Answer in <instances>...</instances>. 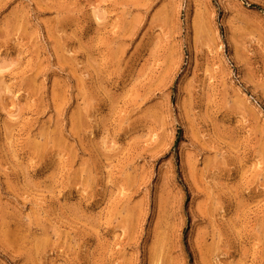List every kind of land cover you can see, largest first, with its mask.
Segmentation results:
<instances>
[{
	"label": "rangeland",
	"instance_id": "1",
	"mask_svg": "<svg viewBox=\"0 0 264 264\" xmlns=\"http://www.w3.org/2000/svg\"><path fill=\"white\" fill-rule=\"evenodd\" d=\"M0 264H264V0H0Z\"/></svg>",
	"mask_w": 264,
	"mask_h": 264
}]
</instances>
